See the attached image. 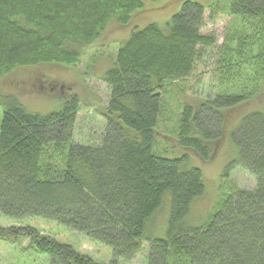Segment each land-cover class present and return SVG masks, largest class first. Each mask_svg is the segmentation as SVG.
<instances>
[{"label":"trees","instance_id":"1","mask_svg":"<svg viewBox=\"0 0 264 264\" xmlns=\"http://www.w3.org/2000/svg\"><path fill=\"white\" fill-rule=\"evenodd\" d=\"M144 6L143 0H0V79L21 68L78 66L82 48L111 22L130 24ZM212 7L186 0L166 28H137L119 48L103 77L111 96L99 145L74 141L78 95L49 115L30 112L18 96H1V214L56 221L110 246L116 260L136 258L147 244V264H264V0H231L227 11L238 23L215 57L219 93L183 103L177 134L182 148L207 163L238 123L232 133L238 158L228 169L240 165L257 186L236 185L205 226H194V205L206 191L202 170L186 165L187 157L155 150L166 86L187 84L202 51L217 47L202 34ZM23 239L51 264H106L32 226L0 227V242Z\"/></svg>","mask_w":264,"mask_h":264},{"label":"rangeland","instance_id":"2","mask_svg":"<svg viewBox=\"0 0 264 264\" xmlns=\"http://www.w3.org/2000/svg\"><path fill=\"white\" fill-rule=\"evenodd\" d=\"M143 1L144 8L133 14L130 24L121 25L113 21L92 46L82 48L83 58L78 66L62 68L46 65L18 69L0 79V97L18 96L30 112L49 115L60 111L71 95H78L81 105L74 141L80 145H99L107 129L104 113L111 96L110 88L103 81V77L113 67L119 48L131 38L137 28L142 29L149 24L166 28L186 0ZM193 1L205 6H213L206 10L202 34L213 37L217 47L202 51L197 69L187 84L166 86L155 150L169 158L187 157L186 165L202 170L206 191L204 196L196 201L193 218L190 221L194 226H205L236 185L253 190L257 186V180L250 171L240 165L228 169L238 158V145L232 137L238 123L228 130L210 162H203L195 152L179 145L177 134L183 103L212 100L219 93L220 84L215 57L224 44L229 28L234 22L233 26L238 23L227 11L231 0ZM216 5L218 7L214 8ZM2 116L3 107L0 104V125ZM167 207L158 218L156 227L159 229L163 227L167 217ZM12 226H32L40 233L55 238L61 244L70 245L77 252L92 257L98 262L148 263L147 244L136 258L116 260L110 246L94 242L56 221L31 218L18 222L3 216L0 212V227ZM0 264H51V258L36 252L31 248L30 240L23 239L20 244L0 242Z\"/></svg>","mask_w":264,"mask_h":264}]
</instances>
